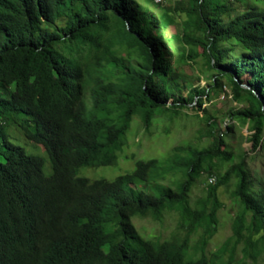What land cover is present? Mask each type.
<instances>
[{
	"label": "trees",
	"instance_id": "obj_1",
	"mask_svg": "<svg viewBox=\"0 0 264 264\" xmlns=\"http://www.w3.org/2000/svg\"><path fill=\"white\" fill-rule=\"evenodd\" d=\"M235 3L239 10L227 0H0V264H264V188L230 125L223 135L205 114L202 144L137 160L112 180L79 175L118 164L136 117L150 128L171 99L176 113L201 106L197 98L225 78L245 104L228 114L264 145V0ZM200 58L210 89L193 87L182 70ZM9 126L47 158L29 153ZM204 174L215 183L193 199ZM232 183L233 234L208 253L219 191ZM171 214L177 234L165 240L133 222Z\"/></svg>",
	"mask_w": 264,
	"mask_h": 264
},
{
	"label": "rangeland",
	"instance_id": "obj_2",
	"mask_svg": "<svg viewBox=\"0 0 264 264\" xmlns=\"http://www.w3.org/2000/svg\"><path fill=\"white\" fill-rule=\"evenodd\" d=\"M144 2V0H139ZM178 0H166L165 6L173 5ZM229 4H233L235 10H239V4L235 0H227ZM237 13L232 11V14ZM186 17L180 16L178 21L183 23ZM164 37L170 39L171 47H175V42L172 40V32L169 29L163 30ZM128 61L124 62L125 67H128ZM178 64L172 63V67L176 68ZM182 70L187 74L192 86L198 88L210 89L209 84L212 83L211 72L204 65L202 58L198 63H190L182 66ZM249 75H244L243 80H247ZM223 86L220 89H215L209 96L199 97L197 100H202V105L197 103L189 104L179 113H176L172 108L174 99L169 100V109H160L157 117L153 120L150 128H147L140 118L136 117L127 132L122 150L119 152V161L117 165L106 166L101 168H82L79 172L80 176L87 177L91 180L109 179L112 180L120 175L126 174L135 168L137 160H148L157 158L164 160L170 154L172 148L184 143L202 144L207 141V132L209 127L206 121L202 119L205 114L210 117V122L216 123V129L221 130L225 135L227 127H233L230 132V137L233 142H241L242 147L249 153L248 163L253 176L259 186L264 188V145L256 148L254 142L250 139L251 132L248 125L242 126L235 119H232L228 114L232 109H238L245 106L239 105L234 100V94L228 79H222ZM245 88L250 86L245 83ZM188 89L184 91L186 96ZM7 131L17 140V142L29 151V153L47 158L46 150L37 144L28 141L25 136L16 128L9 126ZM243 136L244 139L239 137ZM202 138V139H201ZM135 157V159H133ZM47 171L50 166L47 165ZM215 183V178L204 174L194 187L192 198L196 199L203 196L210 184ZM234 189V184L228 187H223L219 191V197L224 204L220 210L219 226L216 235L209 241L207 252L216 251L232 234V223L238 207L231 200V191ZM178 216L175 214L167 215L164 221L155 222L151 219L134 218L133 222L138 231L146 238H157L161 240L169 239L176 233L178 226ZM177 235H175L176 237Z\"/></svg>",
	"mask_w": 264,
	"mask_h": 264
},
{
	"label": "built area",
	"instance_id": "obj_3",
	"mask_svg": "<svg viewBox=\"0 0 264 264\" xmlns=\"http://www.w3.org/2000/svg\"><path fill=\"white\" fill-rule=\"evenodd\" d=\"M153 1L157 5H164V3L166 2V0H153Z\"/></svg>",
	"mask_w": 264,
	"mask_h": 264
}]
</instances>
